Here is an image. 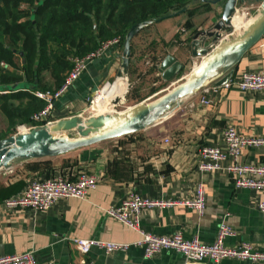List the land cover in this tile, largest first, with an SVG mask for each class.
Wrapping results in <instances>:
<instances>
[{
  "label": "crops",
  "instance_id": "0c3cea01",
  "mask_svg": "<svg viewBox=\"0 0 264 264\" xmlns=\"http://www.w3.org/2000/svg\"><path fill=\"white\" fill-rule=\"evenodd\" d=\"M223 3L192 2L185 9L140 30L131 41L127 79L137 70L148 68L147 65L149 69L154 65L158 67L166 54H171L184 66L196 65L199 58L191 56V37L220 17ZM261 4V1L245 0L236 6L233 18L237 20L236 34L258 15ZM121 59L122 46L114 44L91 61L56 99L51 120L86 116L88 99L103 84L118 78ZM229 70L233 72L231 80L243 72L264 71V35L246 51L236 52ZM150 73L154 80L162 81L157 68ZM213 80L204 85L209 87L206 92L200 90L202 86L174 104L156 122L137 132L61 155L29 160L48 159L50 164L47 165L31 168L24 162L9 170L1 169L0 256L32 253L40 263L54 260L55 264H264L235 259L217 263L209 259L187 262L172 250H161L146 258L143 249L134 245L142 235L106 213L130 191H135L144 198L175 201L165 208L143 211L139 225L144 232L171 235L179 231L186 238L197 236L201 242L210 244L216 238L219 224L224 222L234 231V235L225 239L227 246L247 242L254 248L264 249V212L256 208V202L264 199V191L237 189L232 177L223 170L201 172L196 167L197 148L202 144L224 148L222 132L229 125L244 137L264 136V90L242 92L236 85L216 87ZM157 92L149 91L141 100H149L157 96ZM108 94L104 93V97ZM201 97L208 101L206 105L200 102ZM106 101L99 98L94 104L98 114L109 110ZM239 160L249 164L264 163V146L243 147ZM82 170L100 176L97 186L84 199L60 198L47 211L8 209L2 204L5 197L17 192L31 176L48 179L61 175L71 180ZM199 184L205 193L202 215L183 203L193 198ZM76 238L129 246L126 251L112 253L93 247L81 254L73 244Z\"/></svg>",
  "mask_w": 264,
  "mask_h": 264
},
{
  "label": "built area",
  "instance_id": "2783aa9c",
  "mask_svg": "<svg viewBox=\"0 0 264 264\" xmlns=\"http://www.w3.org/2000/svg\"><path fill=\"white\" fill-rule=\"evenodd\" d=\"M119 41V37H114L103 41L96 49L84 55L73 56L71 58L72 66L58 88L33 92L37 98L45 102V105L31 115L30 123L18 125L14 134L28 132L33 128L52 123L50 116L56 99L79 78L91 61L101 56L110 45L119 44ZM1 65H4V63L1 62ZM108 84L110 82L103 84L88 99L90 108L86 107V117L98 115L94 108V101L100 91ZM232 85H236L242 92L263 91L264 71L243 72L237 79L230 80L222 86L229 88ZM208 89L209 87L204 86L200 90L206 92ZM7 92L9 91L0 90V94ZM115 98L111 101L112 111L109 113L115 112ZM200 102L204 105L208 103L203 97L200 98ZM222 136L224 148L208 144H202L197 148V169L201 172L223 170L232 177L235 188L264 191V163L249 164L242 163L239 160L243 147L264 146V136L244 137L232 125L223 130ZM99 181V175L84 170L77 172L71 180L61 175L48 179L31 176L27 178L25 186L18 193L5 198L2 204L8 209L47 211L60 198L75 197L84 199L88 192L97 186ZM183 203L202 215L205 208L203 186L199 184L193 198ZM173 204H175L173 200L144 198L135 191H130L119 204L108 208L106 213L142 235L140 240L134 242V245L143 249L146 258L152 257L161 250H172L181 254L187 262H200L206 259L214 263L223 259H235L250 263L264 262V249L254 248L247 242H242L238 246H227L225 239L234 235V231L224 222L219 224L216 238L210 244L201 242L197 236L186 238L179 231L171 235H155L140 229L139 221L143 211L153 208H165ZM256 208L264 212V199L256 202ZM73 244L81 254L88 253L93 247L101 249L105 253H112L126 251L129 246L126 243L81 238L74 239ZM0 264H55V262L54 260H48L45 263H40L32 253H24L2 255L0 256ZM90 264L96 263L90 262Z\"/></svg>",
  "mask_w": 264,
  "mask_h": 264
},
{
  "label": "trees",
  "instance_id": "16d2710c",
  "mask_svg": "<svg viewBox=\"0 0 264 264\" xmlns=\"http://www.w3.org/2000/svg\"><path fill=\"white\" fill-rule=\"evenodd\" d=\"M192 2L209 4L208 0H0V90L9 91L0 94V113L7 124L0 139L17 125L30 123L31 115L45 105L33 92L58 88L73 56L114 37L123 46L131 25L164 19ZM41 164L50 160L24 163L31 168ZM24 186L25 182L14 194Z\"/></svg>",
  "mask_w": 264,
  "mask_h": 264
},
{
  "label": "water",
  "instance_id": "95a60500",
  "mask_svg": "<svg viewBox=\"0 0 264 264\" xmlns=\"http://www.w3.org/2000/svg\"><path fill=\"white\" fill-rule=\"evenodd\" d=\"M211 3L223 1L220 17L208 28L195 32L190 41L192 57L199 58L183 80L166 93L151 101H141L125 111L104 113L81 118L70 116L55 120L49 125L33 128L28 132L12 134L0 139V169L12 167L29 160L57 156L68 150L88 146L108 139L119 138L146 128L156 122L166 110L178 104L202 86L214 82L222 86L231 80V65L236 52L246 51L264 35V0L258 15L241 31L232 36L233 16L236 6L245 0H208ZM159 19H148L131 25L123 41L121 70L119 76H127L131 55V41L143 28ZM184 69V64L171 54L159 62L160 78L171 81ZM209 80V81H208ZM129 264V263H125Z\"/></svg>",
  "mask_w": 264,
  "mask_h": 264
},
{
  "label": "rangeland",
  "instance_id": "374dc122",
  "mask_svg": "<svg viewBox=\"0 0 264 264\" xmlns=\"http://www.w3.org/2000/svg\"><path fill=\"white\" fill-rule=\"evenodd\" d=\"M237 32H238V30H236V28H235L231 37L237 35L236 34ZM147 66H148V68L142 69V70H137L135 72V74L128 76L129 77L128 79H127V76H124L127 79V89H126V92L124 93L123 96L115 98V101H114V103L116 104V106L114 108L115 113L125 111L128 107H131V106L141 102L142 100H140L139 102H136L137 101L136 99H140L143 96L147 95L149 93V91H154V90L157 91L158 90L159 93L157 92L158 93L157 96H155L149 100H146L145 102L154 100L157 97L163 95L171 87H173L174 85L181 82L183 80L182 78H184L187 75V73L190 71L191 67H193L190 65H186V66H184L183 71H181L178 75H176V77H174L171 81L165 82L163 80L162 81L160 80L158 82L157 80H154V78L152 77V74L150 73V69H149L150 65H147ZM148 69H149V71H148ZM155 78H157V77H155ZM46 81H47V83L52 82V80L49 78V76H47ZM110 83H112V82H110ZM173 106H170L169 109L166 110V112H169L173 108ZM86 107L90 108L89 102H87ZM89 112H91V110H89ZM164 114L165 113H163L162 115H164ZM86 116H83L81 118H86ZM51 121L53 122V120H51ZM19 125H21V124H19ZM17 127H18V125L15 127V129H17ZM6 129H7L6 121L4 120L3 116L0 113V135H1V132L5 131ZM16 131L17 130H15V133H16ZM75 149H77V148L68 150L66 152H69V151H72ZM66 152H64V153H66ZM64 153H62V154H64ZM59 155H61V154H59Z\"/></svg>",
  "mask_w": 264,
  "mask_h": 264
},
{
  "label": "bare ground",
  "instance_id": "6f19581e",
  "mask_svg": "<svg viewBox=\"0 0 264 264\" xmlns=\"http://www.w3.org/2000/svg\"><path fill=\"white\" fill-rule=\"evenodd\" d=\"M234 18V17H233ZM232 23L234 25V27L237 29V20H233L232 19ZM127 89V79L124 76H119L118 78H116L115 80L112 81V83L108 84L107 86H105L100 93L97 95L96 100L94 101V104H96V101L101 98L103 100H107V107L109 110H107L106 112L109 113L112 111V100L115 97H121L124 95V93L126 92ZM109 92V94L107 96L104 97V93ZM191 95V94H190ZM189 96V95H188ZM185 98L184 96L181 98L183 99ZM106 112H102V114L106 113Z\"/></svg>",
  "mask_w": 264,
  "mask_h": 264
}]
</instances>
